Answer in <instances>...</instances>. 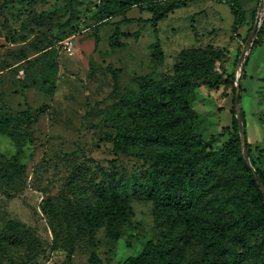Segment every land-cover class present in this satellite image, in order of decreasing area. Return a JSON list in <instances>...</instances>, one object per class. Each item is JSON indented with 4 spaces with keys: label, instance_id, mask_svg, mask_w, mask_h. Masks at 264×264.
Here are the masks:
<instances>
[{
    "label": "rangeland",
    "instance_id": "1",
    "mask_svg": "<svg viewBox=\"0 0 264 264\" xmlns=\"http://www.w3.org/2000/svg\"><path fill=\"white\" fill-rule=\"evenodd\" d=\"M10 1L0 0V174L9 164L25 166L26 173L14 186L0 182V264H89L93 254L103 264H122L148 242H161L154 204L141 192L149 166L117 154L108 140L152 118L140 108L147 90L152 101L159 91L182 90L195 136L218 150L235 133L233 98L241 77L248 142L264 168V34L246 51L241 73L262 0H239L247 22L237 34L229 5L215 1ZM174 1L186 6L167 13L155 34L145 22L153 17L149 9ZM104 19L107 25L100 26ZM124 19L141 22L121 26L122 46L112 48L115 24ZM200 56L212 62L215 87L185 69ZM30 108L33 122L23 115ZM116 183L125 184L120 194L129 205L118 238L106 225L93 229L83 222L100 189L108 194ZM8 219L23 226L17 243L3 231ZM25 233L36 241L32 248ZM66 248H74L71 258ZM197 252L191 247L188 256Z\"/></svg>",
    "mask_w": 264,
    "mask_h": 264
},
{
    "label": "trees",
    "instance_id": "2",
    "mask_svg": "<svg viewBox=\"0 0 264 264\" xmlns=\"http://www.w3.org/2000/svg\"><path fill=\"white\" fill-rule=\"evenodd\" d=\"M134 1V4L141 3ZM205 1L229 5L235 17V34L246 25L245 11L239 0ZM183 6H186L185 2L174 1L164 7H151L149 11L153 17L145 22L151 23L157 34L158 22L167 13ZM105 20L100 26L107 25ZM134 22L141 21L124 19L115 24L116 30L110 38L112 48L122 46L120 27ZM263 34L264 23L256 33L250 52L259 46ZM159 46L157 42L155 47L158 49ZM186 62L185 69L192 72L189 77L193 76L202 85L216 86L218 79L208 57L191 58ZM44 72L54 80L49 69ZM51 88H55L54 81ZM235 95L236 89L234 106ZM152 96L153 92L148 90L140 95L141 110L152 118L146 123H137L130 130L122 128L118 134L108 137L117 154L138 156L149 166L141 192L153 202L155 220L160 228L159 244L148 242L138 257H130L122 264H264V193L246 163L235 109L232 110L235 133L221 149L208 150L194 134L193 112L182 90L159 91L154 101ZM165 108H168L167 115L161 113ZM31 112L30 108L23 115L33 122ZM119 118L123 125L125 117L119 115ZM243 118L251 165L264 186V168H260L253 157L244 113ZM110 120L118 124L114 117ZM25 173V166L9 164L0 174V182L14 186ZM124 187V183L113 184L108 194L100 189L99 202L87 210L83 222L93 229L106 225L109 233L118 238L129 207L120 194ZM22 227L19 222L8 219L3 231L10 233L9 240L17 243ZM25 236L32 248L34 237L30 233ZM60 238L55 235V239ZM191 247L198 252L189 257ZM64 250L69 258L74 254V248ZM89 264L103 263L93 254Z\"/></svg>",
    "mask_w": 264,
    "mask_h": 264
},
{
    "label": "water",
    "instance_id": "3",
    "mask_svg": "<svg viewBox=\"0 0 264 264\" xmlns=\"http://www.w3.org/2000/svg\"><path fill=\"white\" fill-rule=\"evenodd\" d=\"M260 16L258 21L255 24V27L253 29L252 35H253V42L249 43L250 45H248L245 48V53H243L242 59L244 61L243 67H242V71L241 73H243L244 69L246 68L247 65V60L244 58L246 51L250 48V46L255 42L256 40V33L257 31L261 28L263 21H264V0H262V4H261V8H260ZM241 77L238 79L237 81V85H236V95H235V111H236V118L238 120L239 123V129H240V136H241V142H242V148H243V152H244V156L246 159V163L248 165V167L251 169V171L253 172V175L256 179V181L258 182L259 186L261 187L263 193H264V186L262 185L259 177L257 176L256 172L253 170L252 165H251V161H250V156H249V151L247 148V141H246V137H245V128H244V118H243V113H242V109H241V96H240V92H241Z\"/></svg>",
    "mask_w": 264,
    "mask_h": 264
},
{
    "label": "built area",
    "instance_id": "4",
    "mask_svg": "<svg viewBox=\"0 0 264 264\" xmlns=\"http://www.w3.org/2000/svg\"><path fill=\"white\" fill-rule=\"evenodd\" d=\"M67 49H68L69 51H71L72 48H71V46H67Z\"/></svg>",
    "mask_w": 264,
    "mask_h": 264
}]
</instances>
